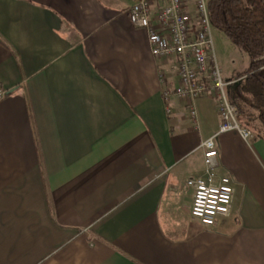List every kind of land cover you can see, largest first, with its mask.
<instances>
[{"label": "crops", "instance_id": "1", "mask_svg": "<svg viewBox=\"0 0 264 264\" xmlns=\"http://www.w3.org/2000/svg\"><path fill=\"white\" fill-rule=\"evenodd\" d=\"M135 1L0 0V264H264V142L215 138L231 209L193 219L217 102H194L197 129L175 97L165 112L178 77Z\"/></svg>", "mask_w": 264, "mask_h": 264}, {"label": "built area", "instance_id": "2", "mask_svg": "<svg viewBox=\"0 0 264 264\" xmlns=\"http://www.w3.org/2000/svg\"><path fill=\"white\" fill-rule=\"evenodd\" d=\"M165 2L166 5L153 13L152 0H136L128 9L127 16L134 28L146 32L154 58L172 60L171 69L178 77V84L162 92L167 114L171 113L169 100L175 97L184 102L191 123L197 129L194 102L206 95L217 102L218 131L201 143L204 150L203 172L187 181V185L193 188L191 217L202 226L211 227L217 219L228 216L234 196L231 177L219 176L216 172L218 152L214 140L220 134L233 131L248 140L252 138V133L239 126L237 109L227 99L226 88L235 81H224L216 63L207 2L192 0V11L188 9L187 0ZM6 95L7 92L0 89V100Z\"/></svg>", "mask_w": 264, "mask_h": 264}, {"label": "trees", "instance_id": "3", "mask_svg": "<svg viewBox=\"0 0 264 264\" xmlns=\"http://www.w3.org/2000/svg\"><path fill=\"white\" fill-rule=\"evenodd\" d=\"M207 7L212 27L248 56L226 94L239 126L264 142V0H208Z\"/></svg>", "mask_w": 264, "mask_h": 264}, {"label": "rangeland", "instance_id": "4", "mask_svg": "<svg viewBox=\"0 0 264 264\" xmlns=\"http://www.w3.org/2000/svg\"><path fill=\"white\" fill-rule=\"evenodd\" d=\"M208 2V0H205ZM211 39L213 54L224 81L242 73L248 66L249 59L243 50L233 46L217 29L212 27Z\"/></svg>", "mask_w": 264, "mask_h": 264}]
</instances>
